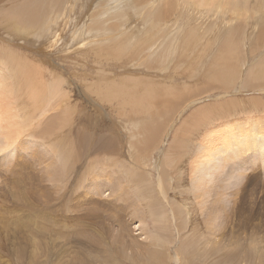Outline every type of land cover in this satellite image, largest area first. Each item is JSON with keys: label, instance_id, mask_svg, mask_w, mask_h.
<instances>
[{"label": "rangeland", "instance_id": "rangeland-1", "mask_svg": "<svg viewBox=\"0 0 264 264\" xmlns=\"http://www.w3.org/2000/svg\"><path fill=\"white\" fill-rule=\"evenodd\" d=\"M31 1L38 3L40 0ZM45 1L46 5H38V11L41 14L39 22L43 24V27L40 28L38 22H18L19 14L17 12L20 11L19 8L27 4V2L28 4L32 2L30 3L29 0H0V48H9L12 51H16V56L19 55L25 59L24 63L28 64L31 68L33 67L34 70L36 69L37 78L39 81L41 80L42 84L45 83L43 86L46 89L49 86L54 90V87L57 86L58 88H56L55 93L57 91L60 92L57 97L52 94L50 104L52 107H55L60 95L64 94L65 99H63V104L65 105L63 106V110L65 111L63 112L66 114L64 122H61V111H52L40 123L37 122L38 114H36L34 120L37 122L36 128L31 129L29 133H25L17 141L16 147L14 146L11 150L8 149L10 151H4L5 153H0V223L2 222L0 224V264H19L16 261V246L23 241L27 242L28 237L31 241H44L46 239L45 233L42 231L44 230L43 226L40 227L38 222H32L27 212L20 214L21 203L19 204L18 201L21 202V200H19V194L17 195L18 201L15 200V197L16 193L20 192L23 187L24 189L27 187L25 192L27 191L29 194V201L31 202L32 200V202L37 204L40 210H45L49 200L53 199L52 205L54 206L52 210L55 213L61 216H79V218L86 216L88 219H92L96 223L97 228L104 231L105 236L108 237L111 243H115L116 238H122L120 239L121 242L128 247L129 245H135L137 242L135 238L137 237V239L144 241L148 245V248L151 245L156 246L157 251L160 248L159 251H162L164 255L159 258L163 262H160L157 258L160 264H164V262H166L165 264H220L226 254L235 253L239 255L242 252V257L240 255L241 260H243L242 264H264V262H261L262 260L264 261L263 160L258 162L257 165L255 163V167L253 164H250V161L247 166L244 165L243 167H246L239 171L240 175L244 174L241 181L237 179L236 181L232 180L233 182L231 183L230 180H224L222 189L220 188L219 190L220 195L217 196L214 194H207V196L204 192V185L199 188L195 186L203 179L213 185V173L207 174L210 172L200 165L198 170H205V175L196 174L195 176L192 171L193 167L197 166L195 163L199 162L202 154L204 155L202 151L203 149L205 151V145L208 144L205 140H207L208 134L210 135L209 131L211 132L212 130L213 134H215L218 132V127L220 128L222 124H225L224 121L229 122L230 119L232 120L230 121L232 125H230L231 123L227 124L224 130H229L230 127V129H234L237 126L235 129H238L236 130L237 132L241 130L239 131L240 134L241 132L248 134L249 131L252 134L256 132L258 135V126L264 125V72L262 73V69H264V65L262 64L264 60V42L257 43L260 40L264 41V37H259L260 40L256 39L258 38L256 37V33L263 28L261 26L263 23L249 16H247L248 19L237 16V20L230 13L226 14V16L224 14L215 16L206 13V17L209 14L210 17L208 16L209 18L205 19V16H200L199 24L190 17L191 13H188L186 9L185 13L181 15V10L178 8L175 9L177 13L172 15V20L167 21L160 18L162 21L160 29H163L165 25L168 27V24L176 26L175 19L178 18L179 23L177 26L179 27L177 29L182 30L187 36L188 32L185 29L190 27L195 28L198 24L200 27L197 26L196 28L197 36L192 37L193 39L191 40L172 41L173 43L171 44L174 50L172 49L171 53H161L162 55H160L161 47L158 45L159 43L157 46L160 48L156 49L153 46L152 48L145 49V41H140L144 30V26L141 24L143 19L140 23L137 22L136 18L128 22L127 18L123 19L119 15L121 11L124 13L123 10H126L130 6L128 2L130 0ZM144 1L150 4V6L146 7L148 13L151 4H162L164 0ZM109 10H117L118 15L110 21L103 20L102 16H108L107 12ZM42 12H46V14ZM165 13L163 17L169 15V13ZM129 14H131L130 11ZM136 17L142 18V16L138 15ZM12 18L17 19L15 21ZM241 18L245 22L244 24L240 20ZM222 19L227 21H223ZM246 20L248 25H246ZM255 22L260 24H256ZM235 24L236 26L240 25L236 27ZM137 25L140 26L138 27ZM241 25H245L246 27L242 29ZM134 27L140 30L138 35L135 32L136 30H132ZM234 28L237 31L238 28L241 29L237 32ZM174 33L172 32V34ZM172 34H159L157 37L163 39L165 36L171 37ZM250 36L254 41H251ZM229 40H231V43ZM255 40L257 41L255 42ZM252 42H255V44H252L254 46L251 45ZM232 43L235 46L232 47ZM227 45L229 46L227 47ZM255 45L257 46L255 47ZM223 46L226 47L223 49ZM236 46H239L238 48L240 49H237ZM254 47H259L260 49H255ZM230 49L235 53L241 51L242 53L235 54ZM142 50L147 51L143 54ZM148 52L151 53L149 56L153 55L150 57L151 59L148 58ZM154 54H157V56ZM244 55H246L245 58H243ZM2 57L5 60L10 59V54L0 53V59ZM257 60L260 63H255ZM37 67L40 72H37ZM254 70H256L255 73ZM231 71L235 74H232ZM249 72L253 75V77L249 75L251 80L248 77ZM257 73L260 76L263 74V77L257 78L259 76ZM247 79L252 81L253 85ZM223 80L226 82L223 83ZM246 82L249 85H246ZM227 83L229 86H227ZM259 83H262L261 88L249 89L250 87L260 85ZM107 86L110 88V91H113V86L116 91H119L120 88L127 89L128 87L133 89L137 87L141 93L148 87L156 90V94L153 96V99L146 101L147 103L145 102L147 111H136L133 106L124 101V98L116 96L117 92L115 95H112V98L116 97L110 98L112 100L108 99L109 101H107L105 96ZM25 99V97H22L17 101L19 108L26 107L27 100ZM251 100L258 102L254 105L259 109L252 105ZM131 107H133V110ZM207 107L210 110L218 112L223 110L222 108H231L233 115H227L222 118L217 116L211 124L199 125L191 120V117L194 116L201 117L206 112ZM67 110L69 111L68 114L70 113L69 115L67 114ZM72 110L73 113L71 112ZM195 112L198 114H195ZM249 115L251 117L256 116L257 118L250 119L247 117ZM159 116L161 117L159 118ZM50 119L52 120L49 121ZM251 120L253 123H251ZM259 121L261 123L257 124ZM189 122L194 127L192 131L190 129L188 138H183L182 129ZM164 123H166L167 129L166 127L164 128ZM60 124L66 127L60 129ZM250 124L251 126L257 124V130L254 132L247 130V128H250ZM196 126L201 128L199 129ZM239 126L243 127L239 129ZM262 126L259 127V130H261L260 134L264 132V127L262 128ZM87 127H89L90 131L91 127H93L94 133L97 134L96 140L89 139L93 143H98V137L104 135L110 134L113 137V149H111V152L106 149L94 151V147L87 145L86 140L84 142L82 138L79 139L78 135L80 133H82L83 137L89 136L90 132H85L84 130ZM58 128L60 129V134ZM235 129L233 131L236 134ZM224 130L220 132H224ZM133 131L137 135L133 134ZM220 132L216 133L214 137L210 136L215 139L213 140L215 143L213 141L209 143L210 146L212 144V147H215L218 139L220 143V138L224 136ZM67 134L69 136L68 139L65 136ZM159 134L163 135V137ZM180 134L183 141L185 140L184 145L179 140ZM235 134L224 136L225 140H229L227 142H230V147L233 149H227L230 152L229 154L228 151L226 152V149L219 146L221 148V151L219 150L220 158L218 154L216 162L219 159H223L224 161L229 157L231 161L229 163L227 161L226 163L229 164L228 170H230V173L236 172L238 174L235 169H239L233 167V165L239 160L234 155L239 150L240 140L238 141L239 133ZM252 134L249 133L248 136L252 137L254 135ZM59 135L64 137L63 140ZM231 135H233V138ZM145 136L147 138L146 146L144 142L141 144ZM216 136H219V138H216ZM234 136L236 139L238 136V139L236 140ZM227 137L229 138L227 139ZM175 138L179 142L177 144L181 143V145H177L175 150V159H178L175 166L174 163L173 166L172 163H169L172 166L171 168L165 161V157L173 147ZM211 138H209V142L212 140ZM80 140L83 144L80 143ZM20 141L22 145L19 144ZM133 142H136L135 145H138V147ZM233 142L235 144L234 147ZM251 150L246 156L251 154L255 156V152ZM180 155L181 157H179ZM145 158L148 159L146 164L142 163ZM260 158L262 159V157ZM260 158L256 160L258 161ZM155 161L158 166L154 165ZM64 167H68L67 170H70L65 171ZM254 169L256 171H253ZM52 171L59 178L55 183ZM244 171L247 172L245 173ZM241 172L244 173L242 174ZM94 175H96V179L93 178ZM126 176L131 177L127 178ZM51 177L54 180H50L52 179ZM129 178L131 179L129 180ZM44 179L45 182H43ZM47 179L50 180V183ZM53 183L54 185L52 186ZM28 187H31L29 191L27 190ZM146 189H148L150 196L153 198L154 205L157 207L156 209H160L156 217L150 214L151 209L149 210L148 201L144 197ZM219 197L221 200L217 204H221V206L214 213L212 202L214 199H219ZM12 201L13 203L15 202L14 205ZM16 202L18 205H16ZM5 203L8 207H6ZM135 203L140 204V208L144 209L146 213L144 223L141 219L142 217L137 218L133 215V205ZM11 204L15 206V211ZM22 205L21 207H23ZM1 208L8 209L6 211ZM11 208L12 211L9 210ZM181 213L184 214L181 215ZM8 214H12L9 216L14 217L12 221ZM16 214H20L21 216H17ZM21 217L24 226L23 223L20 224L22 221L18 222V219ZM160 218L161 220H159ZM9 219L11 223L16 219L17 226H21L19 227L20 231H17L18 229L15 227L16 223L7 224V222H10ZM27 221L33 224H28ZM119 221H123L124 225L119 223ZM25 224H32L34 227L31 225L26 228L25 226L27 225ZM86 224H88L87 221ZM145 225H147L148 234L144 235ZM156 225L157 228L155 229ZM21 228H25L28 234L26 235L25 231L21 230ZM93 228L96 229V227ZM21 232L24 234L23 236H21ZM29 233L32 235L28 236ZM146 236L150 238L145 240ZM153 236L154 238H152ZM19 237H23V240L22 238L19 240ZM152 239H155L156 242ZM32 245L29 242L28 245H25L28 249L27 263L33 257L31 253H35V255L38 253L39 257H43L44 248H34ZM76 246L77 251L87 257L85 247L79 248L77 244ZM154 246L150 249H155ZM239 247L242 249H239ZM251 251L257 255L253 254V259H249L250 256H248V253ZM136 256L139 257L138 254ZM42 257L35 264H43L44 257ZM180 259L181 262H178ZM231 262L226 261L223 264H231Z\"/></svg>", "mask_w": 264, "mask_h": 264}, {"label": "bare ground", "instance_id": "bare-ground-1", "mask_svg": "<svg viewBox=\"0 0 264 264\" xmlns=\"http://www.w3.org/2000/svg\"><path fill=\"white\" fill-rule=\"evenodd\" d=\"M30 1V3L32 2L31 0H29ZM37 1V0H36ZM147 1V0H146ZM44 2H46L45 0H40L38 3H31V4H28V2H27V4H24V5H22V7H20L19 8V12H17V14H19L18 15V22L20 23V22H29V23H37L38 22V25H39V27L41 28V27H43L42 25V23L40 24V22H39V20H40V17H41V14L39 13V11H38V5L40 6H42V5H46V3H44ZM129 3H130V6L127 8L128 9V11H127V9L126 10H123V12L125 13V11H127L125 14L124 13H122V11L119 13V15H121V18H123V19H126L127 18V21L129 22V21H131V20H133V19H137V22L138 23H140L141 21H142V19H143V21L141 22V24H142V26H144V30H143V35H142V37H141V39H140V41H145L144 42V46H146V48L145 49H147V48H149V47H153V46H155V48L157 49V48H160L161 47V51H160V55H162L163 53H166L167 54V52L168 53H171V51H172V49L174 50V48H173V45L171 44V43H173V42H178V41H186V40H191V39H193L192 37H195V36H197V26H199L198 24H197V26H196V24H195V28H193V27H190V28H188V29H185V30H187V32H188V36L182 31V30H178L177 29V27H179V26H177V24L179 23L178 22V18L177 19H175V22H176V26H170L166 21H164V22H166L167 24H168V27H166V25L165 26H163V29H160V24H161V19L160 18H162L163 20H167V21H170V19L172 20V15L174 14V13H177L176 12V10L175 9H178V8H180V10H181V15L182 14H184L185 13V9L188 11V13H191V18H193L194 19V21H196V22H198L200 19H199V17L201 16H205V19L209 16L210 17V14L212 15H218L219 16V14H224L225 16H226V14H228V13H230V14H232L233 16L232 17H236L237 18V16L239 17V16H241L242 18L244 17H246L247 19H248V17L247 16H249V17H254V19L256 18L257 20H259L258 22H262L261 24V26L264 28V0H164L163 2H162V4H151V7H149L150 9H149V12L147 13V8L146 7H148V6H150V4H149V2L148 3H145V1L144 0H130V1H128ZM55 3V2H54ZM58 3V2H57ZM152 3V2H151ZM161 3V2H160ZM157 6V7H156ZM176 7V8H175ZM58 8H59V5H58ZM153 9V10H152ZM57 10V9H56ZM129 11H130V13L131 14H129ZM134 11V12H133ZM169 13V15L168 16H166V17H163V14L164 13ZM43 13V12H42ZM64 13V12H63ZM62 13V14H63ZM108 16H102V19L103 20H106V21H110L113 17H116L117 15H118V11L117 10H114V11H112V10H109L108 12ZM133 13V14H132ZM151 13H153V14H151ZM165 13V14H166ZM206 13H210L207 17H206ZM43 14H46V12L45 13H43ZM124 14V16H122ZM142 16V18H139V17H136V16ZM180 15V14H179ZM12 16V15H11ZM151 17V18H150ZM179 17V16H178ZM186 17V16H185ZM200 17V18H201ZM208 17V18H209ZM212 18H214V17H212ZM222 18H223V16H222ZM226 18V17H225ZM240 18V17H239ZM240 19L242 22H243V19ZM12 19H14L15 21H16V19L15 18H12ZM204 19V18H203ZM217 19H218V17H217ZM234 21H235V19L234 18H232ZM253 19V18H252ZM58 20V19H57ZM102 20V21H103ZM214 20V19H213ZM223 20V19H222ZM237 20H238V18H237ZM236 20V21H237ZM249 20H251L250 18H249ZM5 22H6V20H4ZM145 21V22H144ZM209 21V20H208ZM217 21V20H216ZM221 21V20H220ZM223 21H227V20H223ZM12 22V21H11ZM59 22V21H58ZM144 22V23H143ZM200 22V21H199ZM198 22V23H199ZM204 22V21H203ZM231 22V21H230ZM241 22V23H242ZM246 22H247V20H246ZM171 23V22H170ZM202 23V22H201ZM235 23V22H234ZM239 23V22H238ZM245 22H243V24H244ZM256 23V22H255ZM15 24V23H14ZM200 24V23H199ZM206 24V23H205ZM256 24H260V23H256ZM256 24H255V26H256ZM202 25V24H201ZM231 25H232V23H231ZM234 25V24H233ZM238 25H240V24H238ZM237 25V26H238ZM246 25H248V22L246 23ZM252 25V24H251ZM15 26V25H14ZM138 27L140 26V25H137ZM235 26H236V24H235ZM236 26V27H237ZM242 26V25H241ZM200 27V26H199ZM226 27V26H225ZM235 27V28H236ZM243 27H246L245 25H243L242 26V29H244ZM258 27V26H257ZM59 28V27H58ZM183 28V27H182ZM234 28V29H235ZM254 28V27H253ZM263 28H258V29H260V31L258 32V33H256V37H258V38H256V39H258V40H260L259 39V37L261 38V37H264V31H263ZM14 29V28H13ZM175 29V30H174ZM199 29H201V28H199ZM198 29V30H199ZM217 29V28H216ZM241 29V28H240ZM240 29L238 28V31H240ZM133 31H135V32H137V35H138V32H140V30L137 28H135L134 27V29H132ZM236 31H237V29H235ZM52 31V30H51ZM163 31V32H162ZM212 31V30H211ZM229 31V30H228ZM231 31V30H230ZM232 31H234V30H232ZM235 31V32H236ZM237 31V32H238ZM62 32V31H61ZM172 32H175L174 34H172ZM181 32H183V33H181ZM236 32V33H237ZM225 33V32H224ZM241 33H244V32H241ZM61 34V33H60ZM135 34V33H134ZM159 34H172L171 35V37L170 36H165V38H163V39H159L158 37H157V35H159ZM204 34V33H203ZM209 34V33H208ZM232 34H234V33H232ZM211 35H212V33H211ZM64 36V35H63ZM132 36H134L133 34H132ZM183 36H184V38H183ZM226 36V35H225ZM231 36V35H230ZM230 36H229V38H230ZM238 36H240V35H238ZM138 37V36H137ZM213 37V36H212ZM227 37V36H226ZM253 37V36H252ZM214 38V37H213ZM39 39V38H38ZM54 39V38H53ZM250 39H251V36H250ZM136 40H138V38H136ZM225 40H227V39H225ZM232 40V39H231ZM231 40H229V42L231 43ZM253 40V38L251 39V41ZM173 41V42H172ZM212 41V40H211ZM254 41V40H253ZM257 40H255V42H256ZM43 42V41H42ZM48 42V41H47ZM50 42V41H49ZM124 42H126V41H124ZM166 42H168V43H166ZM210 42V41H209ZM227 42V41H226ZM233 42V41H232ZM255 42H252L251 43V45L254 43L255 44ZM259 42H264V41H262V40H260V41H258L257 43H259ZM53 43V42H52ZM54 43H55V41H54ZM159 43V44H158ZM228 43V42H227ZM234 43V42H233ZM231 44V46L233 47V46H235L234 44ZM49 44V43H48ZM157 44L160 46H157ZM226 44V43H225ZM44 45V44H43ZM51 45V44H50ZM188 45V44H187ZM212 45V44H211ZM258 45V44H257ZM257 45H255V47L257 46ZM48 46V45H47ZM121 46V45H120ZM135 46H136V44H135ZM134 46V47H135ZM170 46V47H169ZM229 45H227V47H228ZM252 46H254V45H252ZM42 47H44V46H42ZM96 47V46H95ZM115 47V46H114ZM133 47V46H132ZM226 46H223V49L225 48ZM237 47V49H240V48H238L239 46H236ZM254 47V48H255ZM259 47H260V44H259ZM258 47V48H259ZM120 48V47H119ZM144 48V47H143ZM151 48H150V50H151ZM168 48V49H167ZM230 48V47H229ZM235 48V47H234ZM251 48H253V47H251ZM258 48H255V49H258ZM44 49V48H43ZM114 49V48H113ZM136 49V48H135ZM144 49V50H145ZM209 49V48H208ZM233 49V48H232ZM232 49H230V50H232ZM236 49V48H235ZM234 49V50H235ZM260 49V48H259ZM50 50V49H49ZM134 50V49H133ZM138 50V49H137ZM144 50H142V52H143V54H144V52L146 53V51H144ZM154 50V49H153ZM108 51V50H107ZM157 51V50H156ZM233 51V50H232ZM251 51V50H250ZM120 52V51H119ZM228 52H230V51H228ZM252 52V51H251ZM262 52V51H261ZM261 52H259V53H261ZM0 53H9L10 54V59H7V60H5L3 57H2V59H0V153L1 152H4V151H7L8 149H12L15 145L17 146V141L19 140V139H21V137L25 134V133H29V131L31 130V129H33V128H36V124H37V122L38 123H40L45 117H47V115L49 114V113H51L52 111H61L60 112V116H61V122L63 121L64 122V120H65V116H66V114H65V112H63V111H65V110H63V106L65 105V104H63V99H65V95L64 94H61L60 95V97H59V101H56L55 103L57 104V106H56V104H55V107H52V105L50 104L51 103V96H52V94H54V96L55 97H57L58 96V93L60 92V91H57L56 93H55V91H56V88H58L57 86H55L54 87V90H52V87H47V89L43 86V84H45V83H41L39 80H38V76H37V73H36V69L34 70L33 69V67L31 68L28 64H26V63H24V60L25 59H23L21 56H16L15 54H17V52L16 51H12L11 49H9V48H0ZM116 53V52H115ZM149 53V52H148ZM153 53V52H152ZM154 53H156L155 51H154ZM162 53V54H161ZM231 53V52H230ZM233 53H235L234 51H233ZM238 53H242V51L241 52H237V53H235V54H238ZM258 53V52H257ZM123 54V53H122ZM151 53H149L148 54V56L150 55ZM159 54V53H158ZM232 54V53H231ZM230 54V55H231ZM44 55V54H43ZM116 55V54H115ZM118 55V54H117ZM154 55H156L157 56V54H154ZM234 55V54H233ZM239 55H241V54H239ZM139 56V55H138ZM151 56H153V55H151ZM151 56H149L148 58H150ZM242 56V55H241ZM160 57V56H159ZM246 57V55H244L243 56V58H245ZM147 58V59H148ZM161 59H162V57H160ZM151 59V58H150ZM231 59V58H230ZM23 60V61H22ZM139 60V59H138ZM156 60V59H155ZM217 60V59H216ZM243 60H245V59H243ZM242 60V61H243ZM228 61V60H227ZM227 61H225V62H227ZM234 61V60H233ZM233 61H230V62H233ZM235 61H237V60H235ZM241 61V60H240ZM26 62H27V60H26ZM154 62H156V61H154ZM260 63V61H258L257 60V62H255V63ZM6 63V64H5ZM237 63V62H236ZM255 63H253V64H255ZM225 64V63H224ZM231 64V63H230ZM249 64V63H248ZM263 65H264V60H263V63H262ZM227 65V64H226ZM226 65H224V66H226ZM255 65H257V64H255ZM121 66V65H120ZM258 66H259V64H258ZM262 66V65H261ZM260 66V67H261ZM34 68H36L35 66H34ZM38 68V67H37ZM222 68V67H221ZM234 68V67H233ZM236 68V67H235ZM240 68H241V66H240ZM257 68H259V67H257ZM262 68V67H261ZM261 68H260V70H261ZM41 69H42V67H41ZM224 69V68H223ZM239 69V68H238ZM39 70V68L37 69V72H40V71H38ZM232 70V69H231ZM234 70H237V69H234ZM263 71H262V73L264 72V69H262ZM227 71V70H226ZM215 72V71H214ZM233 71H231V73H232ZM241 72V71H240ZM243 72V71H242ZM252 72H253V68H252ZM256 72V70H254V73ZM230 73V74H231ZM236 73H238V72H236ZM250 73V72H249ZM248 73V77H249V79L251 80V78H250V76H252L253 77V75H251V73L249 74ZM229 74V75H230ZM232 74H235V73H232ZM239 74V73H238ZM241 74V73H240ZM257 74H259V73H257ZM256 74V75H257ZM264 74V73H263ZM262 74V75H263ZM250 75V76H249ZM256 75H255V78H256ZM261 75V76H262ZM232 76V75H231ZM235 76V75H234ZM240 77H241V75H239ZM260 76V74H259V76L257 77V78H260L261 77ZM106 77V76H105ZM215 77V76H214ZM240 77H239V79H240ZM263 77V76H262ZM43 78H44V76H43ZM222 78V77H221ZM235 79H236V76H235ZM234 79V80H235ZM249 79H247V80H249ZM263 79V78H262ZM261 79V80H262ZM220 80H222V79H220ZM227 80V79H226ZM229 80V79H228ZM234 80H232V81H234ZM249 80V82H250V84L252 83V85H253V78H252V81H250ZM258 80H260V79H258ZM237 81V80H236ZM257 81V80H256ZM263 81V80H262ZM61 82V81H60ZM127 82V81H126ZM218 82V81H217ZM223 83L224 82H226V81H222ZM222 82H220V83H222ZM235 82V81H234ZM233 82V83H234ZM259 82H261V81H259ZM135 83V82H134ZM231 84H232V82H230ZM257 83V82H256ZM235 84V83H234ZM260 85H258V86H253L252 88L250 87L249 89H258V87L259 88H261V84L262 83H259ZM124 85H125V83H124ZM128 85V84H127ZM246 85H249L247 82H246ZM54 86V85H53ZM126 86V85H125ZM135 86H136V84H135ZM139 86V85H138ZM148 86V85H147ZM223 86V85H222ZM226 86V85H225ZM227 86H229V84L227 83ZM226 86V87H227ZM251 86V85H250ZM263 86V85H262ZM108 87V86H107ZM111 87V86H110ZM133 87V86H132ZM140 87V86H139ZM146 87V86H145ZM249 87V86H248ZM137 87H135V88H128L127 87V89H121L120 88V90L119 91H116V89H115V87L113 86V91L111 90L110 91V88L108 87L107 88V93L105 94V96H106V100L107 101H109V100H112L114 97H116V96H118V97H122V98H124L125 100V102H127V103H129L131 106H133L135 109L134 110H136V111H147V108H146V106H145V102L146 101H148V100H150V99H153V96L156 94V90H154V89H151V88H148V87H146L145 89H144V92L143 93H141V91H138V88L136 89ZM220 88H221V86H220ZM223 88V87H222ZM225 88V87H224ZM135 89V90H134ZM228 89V88H227ZM226 89V90H227ZM118 90V89H117ZM174 90V89H173ZM104 91H105V89H104ZM143 91V90H142ZM224 91V90H223ZM227 91H229V90H227ZM117 92V95L116 96H114L113 98H112V95H115V93ZM263 92V91H262ZM22 97H25L26 99L25 100H27V103H26V107H22V108H19L18 107V104H17V101L18 100H20ZM117 97V98H118ZM54 98V97H53ZM103 98V97H102ZM110 98H112V99H110ZM154 98H156V97H154ZM56 99V98H55ZM109 99V100H108ZM103 100V99H102ZM186 100V99H185ZM256 100V99H255ZM255 100H251V103H252V105L253 106H255L254 104H257L258 102H256ZM65 101V100H64ZM151 102H153V101H151ZM231 102V101H230ZM263 102V101H262ZM21 103V102H20ZM147 103V102H146ZM233 103V102H232ZM241 104V103H240ZM264 104V103H263ZM227 105V104H226ZM229 105V104H228ZM232 105V104H231ZM164 106V105H163ZM224 107H225V105H223ZM50 107H51V110H50ZM133 107H131L132 108V110H133ZM216 107H217V105H216ZM215 107V108H216ZM219 107H220V104H219ZM229 107V106H228ZM237 107V106H236ZM239 107H240V105H239ZM256 107V106H255ZM164 108V107H163ZM212 108V107H211ZM214 108V109H215ZM257 109H259L258 107H256ZM77 109V108H76ZM162 109V108H161ZM205 109V108H204ZM223 110H221L220 112H218V111H215V110H210L208 107H207V110H205L206 112L205 113H203L202 114V116L201 117H199V116H194V117H191V120H193L194 122H196V123H198L199 125L200 124H211L214 120H215V117H217V116H220L221 118L222 117H224V116H230V115H233L232 113H233V110L231 109V108H226V109H224V108H222ZM256 109V110H257ZM160 110V109H159ZM162 111V110H161ZM201 111V110H200ZM203 111V110H202ZM68 110H67V114H68ZM72 113H73V110L71 111ZM163 112V111H162ZM247 112V111H246ZM253 112V111H252ZM165 113H166V111H165ZM197 112H195V114H196ZM254 113V112H253ZM256 113V112H255ZM36 114H38V120H37V122L36 121H34L35 120V115ZM70 114V113H69ZM68 114V115H69ZM198 114V113H197ZM250 114V113H249ZM67 115V116H68ZM73 115V114H72ZM56 117V116H55ZM88 117V116H87ZM161 116H159V118H160ZM248 118H250V119H254V118H257L256 116H254V117H251L250 115L249 116H247ZM68 118V117H67ZM54 119V118H53ZM72 119H73V117H72ZM249 119V120H250ZM52 119H50L49 121H51ZM70 120V119H69ZM74 120V119H73ZM243 120V119H242ZM246 120V119H245ZM256 120V119H255ZM254 120V121H255ZM230 121H232L231 119L229 120V122H225L224 121V123L225 124H222L221 126H220V128L218 127V129H217V131L218 132H216V133H219L220 131H222V130H224L225 128H226V126H227V124H230V125H232V122H230ZM237 121V120H236ZM60 122V123H61ZM66 122H67V120H66ZM65 122V123H66ZM238 122V121H237ZM244 122H246V121H244ZM248 122V121H247ZM250 122V121H249ZM256 122H257V120H256ZM69 123V122H68ZM137 123H139V122H137ZM187 123V122H186ZM220 123V122H219ZM234 123V122H233ZM236 123V122H235ZM243 123V122H242ZM251 123H253L252 122V120H251ZM261 122L259 121V123H257V124H260ZM263 123V122H262ZM63 124V123H62ZM62 124H60L59 126H60V129H62V127H63V129L66 127H64V126H61ZM165 124V126H164V128L166 127V123H164ZM167 124H169V123H167ZM237 125H238V123H236ZM257 124H254V125H256V126H254L253 124V126H251V124H250V128H247V130H250V131H256L257 129H258V135H257V133L255 132V133H251V132H249L248 131V134L250 133V134H252L253 136L251 137V136H248V134L246 135V134H244V133H242L241 132V134H240V132L239 131H241V130H239L238 132L236 131V130H238V129H235V131L237 132V133H239V139H238V136H237V139H238V141L240 140V143L238 142V141H236L237 143H239V150H238V152L234 155V156H236V157H238L237 159H239L238 161H236L235 162V166L233 165V167H235V168H237V169H239V170H236L235 169V171H237V173L238 174H236V172H232V173H230V170H228V166H229V164H226L227 163V161H228V163H229V161H231V159L228 157L227 159H225L224 161H223V159L222 160H220L219 159V161L218 162H216V159H217V155L219 154V158H220V151H221V148H223V149H226V152L228 151L229 152V150H227V149H229V148H231L230 147V142H227V141H229V140H225L224 139V136H226V135H229L230 136V134H235L234 133V129H230L229 128V130L227 129V130H224V132H220V133H222L221 135H224L223 137H221L220 139V143H223V144H220L219 142H218V140L216 141V145H215V147H212V144H211V146H210V144L209 143H211L213 140H215V139H213V138H211V137H214V135L216 134H213L214 132L211 130V132L209 131V133H210V135L208 134V137H207V140H205V139H203V140H205V141H207L208 142V144L207 145H205V143H203V145H205L206 146V149H205V151H204V149H203V151H202V153L204 152V155L202 154L201 155V157L199 158V162L198 163H195V164H197V166L196 167H193L194 169L192 170L193 171V174L196 176V174H198V175H205V170H198V167H199V165L201 166V167H203L204 169L206 168V170L208 171V172H210V173H207V174H211V173H213V175H214V184L213 185H211V183H209L207 180H205V179H203V180H201V181H199L195 186L197 187V188H199L200 186H202V185H204V192H205V194L207 195V194H214V195H220V188L222 189V184L224 183V180H230V182L232 183L233 181L232 180H237V179H239V181H241L242 180V178H243V173L245 172H247V171H244V172H241L243 175H240L239 174V171L240 170H243L248 164H249V161H250V164H253L254 165V167H255V163H256V165H257V163L258 162H261L262 160H263V164H264V132L262 133V134H260V132H261V130H259V127H261L262 125H259L258 126V128H257ZM66 125H67V123H66ZM195 125H197V124H195ZM240 125V124H239ZM58 126V125H57ZM56 126V127H57ZM229 126V125H228ZM244 126V125H243ZM243 126H239L240 128L239 129H241ZM68 127V126H67ZM194 126L192 125V123H188L187 125H185L184 127H183V132H182V135H183V138H188V135H190L189 134V132H190V129H191V131H192V128H193ZM197 127V126H196ZM233 127H234V124H233ZM232 127V128H233ZM264 127V125L262 126V128ZM84 128V127H83ZM93 127H91V131H90V129H89V127H87L86 129H84L85 130V132H90V134H89V136H82V133H80L79 131V139L80 138H82L83 140H84V142H85V140H86V142H87V145H90L91 147H94V151H96V150H104V149H106L107 151L109 150L110 152H111V149H113V141H114V139H113V137L110 135V134H108V135H104V136H102V137H98V143H93L92 141H90L89 139H93V140H96V135L97 134H95L94 133V128L92 129ZM95 128H97L96 126H95ZM197 128H199V126L197 127ZM197 128H195V129H197ZM201 128V127H200ZM199 128V129H200ZM257 128V129H256ZM59 129V128H58ZM60 129H59V134H60ZM80 129V128H79ZM79 129H77V130H79ZM166 129H167V127H166ZM57 130V129H56ZM82 130V129H81ZM213 130H214V128H213ZM243 130V129H242ZM246 130V131H247ZM62 131H64V130H62ZM61 131V132H62ZM243 131H245V130H243ZM262 131H263V129H262ZM77 132V133H78ZM160 133H163V132H160ZM237 133L235 134V135H237ZM65 134V133H64ZM133 134H136V133H134V131H133ZM256 134V135H255ZM45 135V134H44ZM70 135H71V133H70ZM137 135V134H136ZM160 135V134H159ZM181 134H180V137H179V140H180V142L182 143V145H184L185 143H184V141H183V138H181V136H182ZM212 135V136H211ZM219 135V134H218ZM233 135H231V137L233 136ZM42 136H43V134H42ZM60 136V138H62V140H63V138L64 137H62V135H59ZM67 138L66 139H68L69 138V136H68V134L67 135H65ZM132 136V135H131ZM135 136V135H134ZM161 137H163V135H160ZM178 136V135H177ZM211 136V137H210ZM220 136V135H219ZM219 136H216V138L218 137L219 138ZM140 137V136H139ZM190 137V136H189ZM40 138V137H39ZM142 138V137H141ZM140 138V139H141ZM206 138V137H205ZM209 138H211L212 140L209 142L208 140H209ZM226 138V137H225ZM229 137H227V139H228ZM233 138V137H232ZM234 138H235V136H234ZM176 139V138H175ZM222 139H224V140H222ZM236 139V138H235ZM235 139H234V141H235ZM236 139V140H237ZM61 140V139H60ZM70 140V139H69ZM133 140H134V138H133ZM146 140H147V138H146V136H145V138H143V140L141 141V144H143V142L145 143V146L147 145L146 144ZM243 140V141H242ZM204 141V142H205ZM131 142V141H130ZM137 142V141H136ZM136 142H133L134 143V145L136 144ZM154 142V141H153ZM214 143H215V141H213ZM232 142V141H231ZM235 142V143H236ZM23 143H25V142H23ZM80 143H82L81 142V140H80ZM177 143H179L178 142V140L176 139L175 140V142H174V145H173V147L171 148V150L170 151H168V153L166 154V157H165V161L169 164V163H172V166H173V163H174V166H175V163H176V161L178 160V159H175L176 158V154H175V150H176V148H177V145L179 146V145H181V143L180 144H177ZM213 143V144H214ZM236 143V144H237ZM19 144H21L22 145V143H21V141H20V143ZM83 144V143H82ZM220 144V145H219ZM24 145V144H23ZM128 145V144H127ZM131 146H132V144H130ZM232 145V144H231ZM234 142H233V147H234ZM15 146V147H16ZM18 146H20V145H18ZM64 147H65V145H63ZM136 146V145H135ZM214 146V145H213ZM219 146L221 147V148H219ZM223 146V147H222ZM224 146H225V148H224ZM136 147H138V145L136 146ZM182 147H184V146H182ZM238 147V146H237ZM31 148V147H30ZM66 148V147H65ZM64 148V149H65ZM131 148V147H130ZM26 149V148H25ZM61 150H62V148H60ZM63 149V150H64ZM185 149V148H184ZM233 148H231V150H232ZM238 149V148H237ZM236 149V150H237ZM252 149V150H251ZM10 150H8V151H10ZM31 150V149H30ZM60 150V151H61ZM69 150V149H68ZM220 150V151H219ZM230 150V151H231ZM253 151V152H255V156H253L252 154L251 155H249V156H246L248 153H249V151ZM28 151V150H27ZM160 151V150H159ZM174 151V152H173ZM184 151V150H183ZM64 152V151H63ZM71 152V151H70ZM105 152V151H104ZM134 152H135V149H134ZM185 152V151H184ZM225 152V153H226ZM5 153V152H4ZM151 153H153V152H151ZM66 154V153H65ZM109 154H111V153H109ZM197 154V153H196ZM229 154H230V152H229ZM62 155V154H61ZM71 155V154H70ZM140 155V154H139ZM138 155V157H140ZM185 155V154H184ZM204 156V157H203ZM224 156V155H223ZM226 156V155H225ZM233 156V157H234ZM137 157V156H136ZM179 157H181V155L179 156ZM221 157H222V155H221ZM230 157H232V156H230ZM255 157V158H254ZM260 158V157H262V159L260 158L258 161L256 160V159H258V158ZM141 158V157H140ZM235 158V157H234ZM233 158V159H234ZM111 159H112V157H111ZM113 159H114V157H113ZM230 159V160H229ZM236 159V158H235ZM64 161V160H63ZM97 161V160H96ZM112 161V160H111ZM142 161V160H141ZM160 161V160H159ZM195 161H196V159H195ZM194 161V162H195ZM65 162V161H64ZM99 162V161H98ZM110 162V161H109ZM148 162V159H143V162L142 163H144V164H146ZM63 163V162H62ZM111 163V162H110ZM155 164L154 165H157V162L155 161L154 162ZM234 163V162H233ZM93 164H95V163H93ZM92 164V165H93ZM107 164V163H106ZM178 164V163H177ZM95 165H97V164H95ZM112 165V164H111ZM170 165V164H169ZM231 165V164H230ZM244 165H246L245 167H243ZM259 165V164H258ZM91 166V165H90ZM158 166V165H157ZM156 166V167H157ZM172 166L170 165V167L172 168ZM195 166V165H194ZM169 167V166H168ZM65 169V171H68V170H70V169H68L67 170V168L66 167H64ZM90 168V167H89ZM96 168V167H95ZM174 168V167H173ZM91 169H94V168H91ZM200 169H202V168H200ZM258 169V168H257ZM10 170V169H9ZM90 170V169H89ZM226 170H228V171H226ZM246 170V169H245ZM8 171V170H7ZM88 171V170H87ZM175 171V170H174ZM253 171H256V169H254ZM90 173H91V170L89 171ZM88 172V173H89ZM53 175V178L55 179H53L52 177V179H50V180H54V183H55V181L57 180H59V178H58V176H55L54 175V173H53V171L51 172ZM59 173V172H58ZM64 173V172H63ZM65 173H67V172H65ZM88 173H86L87 175H88ZM252 173V172H251ZM60 174L61 175H63L61 172H60ZM264 174V173H263ZM56 175H57V172H56ZM68 175V174H67ZM55 176V177H54ZM132 176V175H131ZM131 176H128V177H131ZM208 176V175H207ZM212 176V175H211ZM234 178H233V177ZM96 177V175H94L93 176V178L94 179H96L95 178ZM127 177V176H126ZM127 177V178H128ZM263 177V176H262ZM49 178H50V176H49ZM84 178V177H83ZM90 178H92V177H90ZM92 178V179H93ZM126 178V179H127ZM87 179V178H86ZM89 179V178H88ZM131 178H129V180H130ZM264 179V178H263ZM50 180L49 179H47V181L50 183ZM239 181H237V182H239ZM28 182V181H27ZM26 182V183H27ZM43 182H45V179L43 180ZM51 182H53V181H51ZM47 183V182H46ZM54 183L52 184V186L54 185ZM33 184V183H32ZM22 185V184H21ZM220 185H221V187H220ZM228 185V184H227ZM24 186V185H23ZM55 186H57V185H55ZM21 187V186H20ZM26 187V186H25ZM232 187V186H231ZM230 187V188H231ZM14 188V187H13ZM12 188V189H13ZM19 188V187H18ZM27 188V187H26ZM25 188V189H26ZM31 187H28V191H29V189H30ZM21 189V188H20ZM25 189H24V187L22 188V190L20 191V192H18V193H16V201H18L17 200V198H18V194H19V200H21V202L20 201H18V203L20 204L21 203V205L22 204H24V205H22L23 207H25V208H23V207H21V205H20V214H22V212L23 213H26L27 212V214H28V216H29V218L32 220V222L34 221V222H38L39 223V225H40V227L41 226H43V229L44 230H42V231H44V233H45V236H46V239L44 240V241H31V240H29L28 238H27V242H21V243H19V245L18 246H16L15 248H16V261H18L19 262V264H35L36 263V261L38 260V259H40L42 256H40L39 257V255H38V253H36V255H35V253L33 254V253H31L32 255H33V257L29 260V262L27 263V261H26V259H27V253H28V249L25 247V245H28V242L29 243H32L33 245H32V247H34V248H37V247H41V248H44V250H43V257H44V262H43V264H160V263H158V261H157V258H158V260H159V258H161L162 257V251H159L160 250V248H158L159 250L157 251L156 250V246H154L155 247V249L153 248V250H151L152 249V245L148 248V245L144 242V241H142V240H140V239H137V237L135 238V240H137V242L135 243V245H129L128 247H126L125 245H124V243H122L121 242V240L120 239H122V238H116L115 239V243H111V242H109V240H108V237L107 236H105V233H104V231L103 230H99L98 228H97V225H96V223L92 220V219H88V217H82V218H79V216H61L60 214H58V213H55L53 210H52V208H53V206L54 205H52V201H53V199H50L49 200V203H48V205H47V208L45 209V210H40L38 207V205L37 204H35L34 202H32V200H31V202L29 201V199H30V197H28V192L26 191L25 192ZM46 189V188H45ZM45 189H43V190H45ZM19 190V189H18ZM123 190H125L124 188H123ZM33 191H34V189H33ZM126 191V190H125ZM125 191H124V193H125ZM35 192V191H34ZM30 193H31V191H30ZM36 193V192H35ZM44 193H46V192H44ZM121 193H122V189H121ZM144 193H145V195H144V197H145V200H147L148 201V206H149V210L151 209V211H150V214L151 215H153V216H155L156 217V215L160 212L158 209H156L157 207L154 205V200H153V198L150 196V194H149V192H148V189H146L145 191H144ZM4 194V193H3ZM5 195V194H4ZM138 195V194H137ZM202 195V194H201ZM1 196H3V195H1ZM208 196V195H207ZM222 196V195H221ZM4 197V196H3ZM48 197V196H47ZM4 199H6V198H4ZM48 199H49V197H48ZM2 200H3V198H2ZM221 200V198L219 197V199L217 198V199H214L213 200V202H212V204H213V209H214V213H216L217 212V210H219V208H220V206H221V204H217L218 203V201H220ZM7 201V200H6ZM24 202V203H23ZM7 203H8V201H7ZM12 203H13V201H12ZM15 203V202H14ZM14 203H13V205H14ZM2 205H4V204H2ZM5 205H6V203H5ZM12 205V204H11ZM12 205V206H13ZM16 205H18L17 204V202H16ZM158 205V204H157ZM1 207V206H0ZM6 207H8L7 205H6ZM11 207V206H10ZM15 206H13L12 208H13V210L15 211L16 209L14 208ZM141 206H140V204H137V203H135L134 205H133V215H134V217H137V218H140V217H142L141 219H142V221H143V223L145 222V218L146 217H144V216H146V213L144 212V209H142V208H140ZM177 207V206H176ZM175 207V208H176ZM12 208L11 209H9V210H11L12 211ZM159 208V207H158ZM174 208V209H175ZM1 209H3V210H6V209H8V208H6V209H4V208H1ZM142 209V210H141ZM2 210V211H3ZM18 210V209H17ZM7 211V210H6ZM18 212V211H17ZM9 213H10V211H9ZM12 213H14V212H12ZM3 214V213H2ZM7 214V213H6ZM20 214H16L17 216H19ZM182 214H184V213H181V215ZM9 215H12V214H8V216ZM14 215V214H13ZM15 215V216H16ZM173 215H175V214H173ZM187 215H188V213H187ZM186 215V216H187ZM219 215V214H218ZM218 215H217V218H218ZM2 216V215H1ZM7 216V217H8ZM16 216V217H17ZM21 216V215H20ZM23 216H24V214H23ZM3 217V216H2ZM10 218H11V221H12V219H14V217L12 218L11 216H9ZM8 217V218H9ZM25 217H26V214H25ZM159 217H162V216H159ZM5 218V217H4ZM28 218V217H27ZM28 218V220L30 221V219ZM24 219V218H23ZM94 219V218H93ZM124 219V218H123ZM2 220V219H1ZM159 220H161V218L159 219ZM4 221V220H3ZM6 221V220H5ZM9 221H10V219H9ZM11 221L10 222H7V224L9 223V224H12V223H16V219L15 220H13V222L11 223ZM20 221H22V217L21 218H19L18 219V222L20 223ZM29 221H27V223L29 222ZM86 221L88 222V224H86ZM141 221V222H142ZM32 222H30V223H32ZM2 223V222H1ZM0 223V224H1ZM23 223V221L20 223V224H22ZM30 223H28V224H30ZM119 223H121L122 225H124L123 224V221H119ZM17 224L18 223H16L15 225V227L18 229L17 231H20L19 230V227H21V226H17ZM19 224V225H20ZM28 224H25V225H27V226H25L26 228H28V226L30 227L31 225H28ZM126 224H128L127 222H126ZM1 226V225H0ZM11 227H12V225H10ZM23 226H24V223H23ZM193 226V225H192ZM5 227H6V225H5ZM32 227H34L33 225H32ZM38 227V226H37ZM93 227H96V229H94ZM14 228V227H13ZM16 228H14L15 230H16ZM155 229L157 228V225L154 227ZM178 228V227H177ZM7 229H8V227H7ZM12 229V228H11ZM36 229V228H35ZM39 229V228H38ZM5 230V229H4ZM21 230H24L25 231V234L27 235L28 233H26V229L24 228H21ZM6 231V230H5ZM11 231V230H10ZM23 231V232H24ZM149 231V230H148ZM144 233V235L145 234H148L147 233V225H145V228H144V231H143ZM150 232H152V231H150ZM153 233V232H152ZM151 233V234H152ZM8 234H10V233H8ZM14 234V233H13ZM21 236H23L24 234L21 232ZM30 234L31 233H29V235L28 236H30ZM150 234V233H149ZM15 235V234H14ZM32 235V234H31ZM16 236V235H15ZM14 236V237H15ZM35 236V235H34ZM151 236V235H150ZM196 236V235H195ZM37 237V236H36ZM147 237V236H146ZM145 237V240L146 239H148V238H150V237H147L146 238ZM16 238V237H15ZM22 238V240H23V237H19V240ZM152 238H154V236L152 237ZM196 238V237H195ZM33 239V238H32ZM133 239V238H132ZM156 239V238H155ZM155 239L153 240V241H155ZM21 240V241H22ZM134 240V241H135ZM149 241H151L150 239H149ZM200 241V240H199ZM20 242V241H19ZM125 242V241H124ZM128 242V241H127ZM156 242V241H155ZM7 243V242H6ZM12 243H14V242H12ZM160 243V242H159ZM203 243V242H202ZM257 243H259V242H257ZM76 244L77 245H79V248L80 247H85V250H86V253H87V257H85L82 253H80V252H78L77 251V246H76ZM153 244V243H152ZM157 244V243H156ZM155 244V245H156ZM216 244H217V241H216ZM219 244V243H218ZM158 246V245H157ZM151 248V249H150ZM239 249H242V248H240L239 247ZM155 250V251H154ZM36 251H37V249H36ZM139 255V257L138 256H136V255ZM202 254H204L203 252H202ZM242 254H243V252L241 253V254H235V253H228V254H226L225 256H224V258L221 260V262H220V264H223V263H225L226 261H232L233 263L235 262V264H242V261L243 260H241V257H242ZM253 254H255V253H253V251H251V252H249L248 253V256H250L249 257V259H253ZM28 255H30V254H28ZM217 255V254H216ZM215 255V256H216ZM220 255V254H219ZM240 255H241V257H240ZM256 255V254H255ZM155 256V257H154ZM164 256V255H163ZM207 256H208V253H207ZM257 256V255H256ZM30 257V256H29ZM42 257V258H43ZM209 257V256H208ZM222 257V256H221ZM153 258H154V261H153ZM218 258V257H217ZM216 258V259H217ZM182 259V258H181ZM181 259L180 260H178V262H181ZM220 259V258H219ZM182 260H184V259H182ZM8 261V260H7ZM160 262L162 261V260H159ZM216 261V260H215ZM17 262V263H18ZM157 262V263H156ZM163 262V261H162ZM193 262V261H192ZM231 262V264H233ZM260 262V261H259ZM261 262H264L263 260L261 261ZM166 262H164V264H165ZM190 263V262H189ZM11 264V263H10ZM161 264H163V263H161ZM180 264V263H179ZM182 264V263H181ZM184 264V263H183ZM216 264V263H215Z\"/></svg>", "mask_w": 264, "mask_h": 264}]
</instances>
